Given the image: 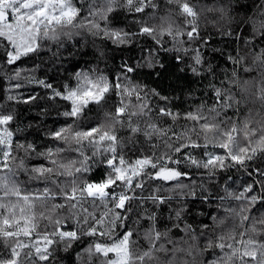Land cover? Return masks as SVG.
I'll return each instance as SVG.
<instances>
[{
	"label": "snow or ice",
	"instance_id": "1",
	"mask_svg": "<svg viewBox=\"0 0 264 264\" xmlns=\"http://www.w3.org/2000/svg\"><path fill=\"white\" fill-rule=\"evenodd\" d=\"M174 2L187 30L145 20L155 0H0V65L14 73L0 100L25 106L0 104V264H60V251L75 264H264V128L241 126L240 72L216 71L195 9ZM161 52L199 87H150L167 78ZM87 55L107 74L64 67ZM216 201L223 215L195 210Z\"/></svg>",
	"mask_w": 264,
	"mask_h": 264
},
{
	"label": "trees",
	"instance_id": "2",
	"mask_svg": "<svg viewBox=\"0 0 264 264\" xmlns=\"http://www.w3.org/2000/svg\"><path fill=\"white\" fill-rule=\"evenodd\" d=\"M190 5L195 9L197 13V18L195 23L198 25V31L207 41L205 47V52H207V59H209L214 65H218L216 71L222 76L223 72L231 73L233 68L239 71V79L242 85L243 98L241 104L240 120L241 126L245 124L250 129H261L264 128V105H262L261 99H259L260 92L259 89L262 84H264V66H260L253 63L252 46L247 45L245 41L252 40L253 43L261 40V29L260 25L264 23V0H188ZM157 5L156 9L151 10L155 12L156 19L150 20L148 16L144 19L148 20L149 23L159 24L161 22L160 18L165 17L169 22L173 24L174 27H180L181 29L187 30L189 27L188 21L191 17H186L184 21H179L175 16V11H180L177 3L170 2V0H155ZM129 20L132 17H128ZM139 19V16H137ZM257 37V39H254ZM183 39V37H181ZM81 39L82 43L87 42V47L84 51H88L91 47V41L93 37L86 35L85 37H77ZM171 39L170 37L168 38ZM151 38L141 37L139 40V45H144L149 42ZM99 43V41H97ZM154 43V42H153ZM167 47L171 48L172 43H168ZM264 48V43H256V50L259 51ZM212 49H217V52H213ZM174 55L173 52L167 54L161 52L159 54V59L166 66L167 71L164 73L166 79L157 80L155 83H150V87H157L160 85L162 87H168L175 81L176 76L182 75L179 73V65L172 59ZM230 55L244 57L240 64L233 65L232 61L228 59ZM119 63V61H117ZM72 64H79L77 71L84 70L87 71L89 68L99 67L101 71L107 74L106 61L95 60L92 55H87L81 58L80 56L75 57L74 61L70 63H65L64 67H71ZM108 67L111 64L108 63ZM249 69L245 72L244 69ZM58 69L57 66H53L52 71L48 72V76L51 77L54 74L57 76V81L63 79L66 75L63 69ZM14 73L11 71L10 67L0 65V81H3L4 89L7 91V86L9 81L7 76H11ZM38 78H47L43 75V71H38L35 73ZM56 81H54L55 83ZM144 83H148L144 81ZM177 85L185 86L187 91L190 88H198L199 85L192 84L191 78L181 79L180 81H175ZM26 88L33 87V85L25 84ZM40 91V89H37ZM179 94V92L175 93ZM198 94V93H197ZM0 104H6L8 107L17 108V110L23 109V105H15L14 103L7 102L5 100H0ZM111 111V107H108ZM51 115L46 118V122L51 124L54 120L62 119L57 116L56 109L52 107L50 109ZM39 112V109L33 108L31 112L25 113L26 118L34 117ZM259 134V132H257ZM232 174L239 175L235 170H231ZM228 175V173H224ZM197 179H200L198 176ZM211 187V184H208ZM221 188L224 187L223 184L220 185ZM237 187V185H233ZM223 193H221L222 195ZM219 201L213 203L211 207L208 205H197L196 211L203 210L206 212H211L213 215H223V208H218L217 205ZM229 204H234L232 201H225V207ZM192 219V217H189ZM203 219V217H201ZM210 222V221H209ZM60 259V264H75V254L60 251L58 253V259Z\"/></svg>",
	"mask_w": 264,
	"mask_h": 264
},
{
	"label": "rangeland",
	"instance_id": "3",
	"mask_svg": "<svg viewBox=\"0 0 264 264\" xmlns=\"http://www.w3.org/2000/svg\"><path fill=\"white\" fill-rule=\"evenodd\" d=\"M175 16H176V18L179 20V21H184L185 20V15H182L181 13H180V11H175Z\"/></svg>",
	"mask_w": 264,
	"mask_h": 264
},
{
	"label": "clouds",
	"instance_id": "4",
	"mask_svg": "<svg viewBox=\"0 0 264 264\" xmlns=\"http://www.w3.org/2000/svg\"><path fill=\"white\" fill-rule=\"evenodd\" d=\"M254 39H257V37H254ZM261 43H264V41H261ZM262 105H264V100H261Z\"/></svg>",
	"mask_w": 264,
	"mask_h": 264
}]
</instances>
